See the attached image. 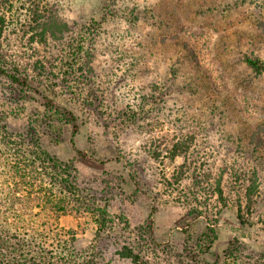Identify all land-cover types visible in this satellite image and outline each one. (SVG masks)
<instances>
[{
  "label": "rangeland",
  "instance_id": "rangeland-1",
  "mask_svg": "<svg viewBox=\"0 0 264 264\" xmlns=\"http://www.w3.org/2000/svg\"><path fill=\"white\" fill-rule=\"evenodd\" d=\"M132 6L150 8L159 21L130 23L120 8ZM33 12L68 23L70 32L47 44L31 40ZM118 12L105 15L102 0H0V64L77 118L75 135L70 127L59 139L40 132L42 149L72 162L82 195L106 211L98 236L96 216L74 211L60 217L57 233L73 234L76 258L91 264H129L116 255L121 245L151 264H217L227 249L234 253L226 264H264V74L243 63L246 56L264 62V0H122ZM86 55L92 71H79ZM37 62L46 67L40 75ZM65 64L73 66L68 73ZM42 113L36 93L0 75V231L21 232L17 206L34 172L23 171L20 154L36 153L26 130ZM185 136L194 140L188 172L167 189L165 148ZM204 170L211 175L202 177ZM222 170L228 206L221 209L209 178ZM253 171L260 194L241 225L237 181ZM208 227L215 240L203 253L196 244ZM47 234L54 246L55 233Z\"/></svg>",
  "mask_w": 264,
  "mask_h": 264
},
{
  "label": "trees",
  "instance_id": "trees-1",
  "mask_svg": "<svg viewBox=\"0 0 264 264\" xmlns=\"http://www.w3.org/2000/svg\"><path fill=\"white\" fill-rule=\"evenodd\" d=\"M102 1L106 12L105 15L113 19L117 18L119 16V2L122 0ZM120 9L127 14V18L132 24L142 20L149 23L159 21L155 20L153 11L150 8L141 9L138 6H132ZM32 20L35 22V26L30 27V32H34L31 40L37 39L39 43L47 44V40H60L66 33L70 32L68 23L53 19L46 22L42 21V15L38 12H33ZM97 25H100V23ZM1 30L2 23L0 20ZM78 40H83V38ZM81 47L82 45L79 44L74 47V51ZM82 56L84 57V54ZM85 57L84 64L80 67L78 66L77 69L83 71L84 67H86L89 71H92L90 67L92 58L91 56L87 58V55ZM243 63L255 76L258 77L264 74V62L260 59L246 56L243 58ZM64 67V73H68L73 69L71 64H65ZM35 69H37V74L40 75V73L45 72L46 67L37 62ZM19 72V69L13 68V72L10 73L0 64V75L7 77L22 93L23 91H33L37 94L43 107V113L37 119V128L31 126L26 130V135H31L35 140L36 153L32 154V157L28 155L29 159L25 154L21 153L20 159H23V163L27 167L23 169L25 173H29L32 176L33 173L31 171L34 172V178L32 176L34 182L31 181L24 186L22 192L25 194V199L17 206L19 207V215L16 216V219L17 225L20 224L21 232L17 231L19 234L14 235L10 234V230L8 232L7 230L0 231V264H91L93 262H88L85 257L76 258L71 244L73 234L66 233L69 235L67 236L68 238H62L61 234L57 233L58 222L60 217L72 211L78 215L91 214L96 216L95 223L98 236L100 232L105 231L108 225L105 215L106 211L94 202H90L91 199L89 201L86 200L85 196L82 195V176L74 164L72 162H62L56 157L50 156L49 153L42 149L40 144V132L59 139L63 133L62 130L70 127L72 134L75 135L78 130L77 118L71 110L55 102L53 98L41 91L33 90L32 81L26 75L22 76ZM38 85L37 83V88ZM193 141L191 136H185L172 146L165 148L167 165L172 167L171 182L167 181V189L169 187H175L176 189V186L180 185L183 177L187 174L189 169L188 156L192 151ZM78 153L80 154V152ZM153 157V159H158L159 154H155ZM179 158L183 162L181 165L175 166V162ZM202 163L200 162L199 165H203ZM209 172V170H204L202 177H205V174L211 175ZM224 175L225 171L222 170L213 180L209 178L212 193L221 209L228 206ZM162 177L164 179V175ZM198 177H200V174L195 179ZM239 180L241 184H244L242 187L243 194L236 204V219L241 225H245L253 215L254 206L260 194L258 174L256 171H253L250 175L243 174L238 177L237 183H239ZM154 212L155 209L153 208L147 220L148 225H151V217ZM192 213L198 214V210H192ZM259 223L260 230L264 234V221ZM44 233H55L53 236L57 243L54 246H48L45 242ZM201 237L199 244H196V249L201 250L205 247L204 253L209 251L212 242L215 240L213 228L208 227ZM116 252L119 259L127 261L129 264H151L147 258L136 253L127 245H121ZM233 253V249H227L223 252L222 262L217 257L216 263H231Z\"/></svg>",
  "mask_w": 264,
  "mask_h": 264
}]
</instances>
